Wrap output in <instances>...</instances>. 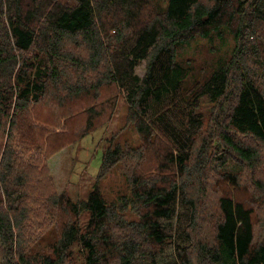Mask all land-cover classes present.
<instances>
[{
	"label": "trees",
	"instance_id": "16d2710c",
	"mask_svg": "<svg viewBox=\"0 0 264 264\" xmlns=\"http://www.w3.org/2000/svg\"><path fill=\"white\" fill-rule=\"evenodd\" d=\"M224 30L233 36L230 57L191 81L178 49ZM94 72L95 84L85 80ZM104 82L123 90L146 143L116 144L102 156L99 175L121 164L130 193L110 204L96 185L79 204L64 194L45 199L35 164L23 166L46 154L37 129L49 126L30 109L50 93L62 113L84 93L95 98ZM87 110L86 130L96 113ZM146 148L158 157L156 175L143 167ZM263 165L264 0H168L164 9L154 0H0V264H159L172 243L174 264H264V217L256 215ZM59 208L88 211L86 230L70 218L55 241L31 252L54 223L29 226L30 213L56 220ZM128 208L137 219L123 215Z\"/></svg>",
	"mask_w": 264,
	"mask_h": 264
},
{
	"label": "rangeland",
	"instance_id": "374dc122",
	"mask_svg": "<svg viewBox=\"0 0 264 264\" xmlns=\"http://www.w3.org/2000/svg\"><path fill=\"white\" fill-rule=\"evenodd\" d=\"M154 1L162 9L168 5V0ZM224 31L223 34L212 33L208 37H198L178 49L177 60L189 69L191 81L195 78L203 79L218 69L230 57L234 46L233 36L229 31ZM79 52L83 57L88 56V51L85 48L80 49ZM145 70L146 64L143 62L137 67L136 72L143 76ZM77 76L74 75V79L71 75V82H75L76 77L79 79V75ZM99 78V74L94 72L92 75L88 74L85 80L95 84ZM96 90H94L95 98L90 93H84V96L70 101L66 107L67 109L62 113H58L60 108L55 106L50 93L40 106L30 109L31 118L37 121L39 125L45 124V126H49L45 127V130L37 129V132L41 135V150L43 149V155L46 154L38 160L29 159L24 161L23 166L29 170L33 168V164L36 165L31 171H35L36 177L40 176L41 180H44L43 186H48L43 193L45 199L49 196L64 194V201L69 198L79 204L88 197V194L96 185L99 186L106 201L110 204L117 203L123 196L130 193L131 188L121 164H117L103 175H99L102 156L109 147H113L116 144H120L123 148L130 147L133 149L143 147L146 143L130 118V109L123 90L118 89L113 83L109 82H104ZM90 106H93L96 112L92 119L94 126L86 130V121L89 114L87 109ZM53 109L56 113L53 112ZM203 112L208 115V105L203 106ZM54 113L58 114L57 119ZM70 117H72L71 120ZM35 149L37 148L33 150ZM38 153L35 151L34 157ZM151 154V152L148 153L147 149L143 167L147 173L156 175L159 172L156 167L158 165V157ZM261 175L264 180V165ZM215 196L216 194L210 193L212 201L215 200ZM49 208L51 210L54 209L52 205ZM61 210V208L56 209L57 212L60 211L59 213H61L56 217V220L55 218L49 219L48 217L47 219V217H44V211L42 212L43 217L36 215L35 211L30 213L31 224L29 226L35 225L40 220L45 223H48V221L54 223H49L50 225L45 231L46 237L41 240V244L34 246L31 252L47 247L55 241L56 228L59 233L63 226V221L66 222L70 218L77 222L82 232L86 230L90 218L88 211L81 208L77 217H74ZM179 211L180 208L178 209ZM123 215L129 220L138 218V215L132 212L130 208L125 210ZM256 215L259 218H263L264 211L256 207ZM177 216L178 213L169 226L173 235L178 223ZM259 225L261 224L259 223ZM259 225L257 229L261 231L258 232L256 230L257 238L262 235V229ZM204 226L206 234L201 235H204L203 237L207 236L208 239L212 240L213 230L208 225ZM113 230L117 233V227H114ZM79 248L78 245H74L72 250L74 254H78L80 261H82L83 255ZM158 261L159 264H174V243L170 244L159 254Z\"/></svg>",
	"mask_w": 264,
	"mask_h": 264
}]
</instances>
